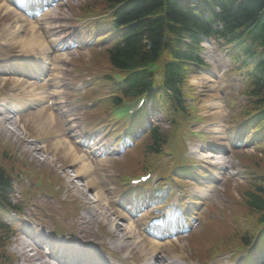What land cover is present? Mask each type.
I'll return each instance as SVG.
<instances>
[{"label": "trees", "instance_id": "trees-1", "mask_svg": "<svg viewBox=\"0 0 264 264\" xmlns=\"http://www.w3.org/2000/svg\"><path fill=\"white\" fill-rule=\"evenodd\" d=\"M103 2L110 6L108 8L119 6L114 11L117 21L130 26L123 45L115 49L117 54L112 62L123 69L132 70L129 85L134 91L139 89L142 92L149 85L152 72L146 67L156 62L162 51L169 52L172 58L163 67L164 84L177 88L184 69L190 64L201 63L194 47L197 36L212 35L235 45L254 66L251 77L254 87L250 93L255 98L256 110L264 114V0H203V8L210 12L212 19L196 15L182 0ZM215 7L218 12L212 9ZM216 22L220 30L213 29ZM185 36L191 39V43H183ZM175 98L165 107L172 105V111L182 114L185 109L179 91L175 93ZM162 141V136L156 135L152 147L155 149ZM2 176L0 170V180ZM247 202L250 210L264 208V179L254 184V189L247 194Z\"/></svg>", "mask_w": 264, "mask_h": 264}, {"label": "rangeland", "instance_id": "rangeland-1", "mask_svg": "<svg viewBox=\"0 0 264 264\" xmlns=\"http://www.w3.org/2000/svg\"><path fill=\"white\" fill-rule=\"evenodd\" d=\"M86 0L83 1V3L85 2ZM100 1V0H99ZM7 6L9 7L8 3H6L5 1H2L0 0V5H4V6ZM70 9H74V7L70 8ZM4 9H0V12L1 13H4ZM68 11L65 10V12ZM70 12V10L68 11ZM67 12V13H68ZM68 17H71V14L68 13ZM12 22V19L9 20V21H0V26H4L6 23L8 22ZM5 28H9L8 26H4ZM31 29L30 25L28 26V30L27 32ZM19 34L20 32H18L16 34V38L15 40H17V38H19ZM29 37V34H23V38H28ZM215 75H217V73H215ZM205 76H203L204 78ZM5 79V77H1L0 76V84L2 83V81ZM219 79L220 77H215L213 76L212 78H210L209 80L207 81H203L201 79H192L190 84H189V87H188V90L186 89V93H193L194 92H198L195 96H199L201 93H202V90L204 91V94L207 93V89H206V85L210 86V87H214L216 85L219 84ZM10 79H7L6 81H8ZM212 80V81H211ZM224 92V91H223ZM223 92H221L219 94V96L217 97L218 99H220L223 95ZM232 96L234 98H237L238 97V94H232ZM188 98H190V95H188ZM187 98V99H188ZM203 111L201 112V114H207V113H210V112H213V113H220V114H224V110L223 108H219L218 110L216 111H206V107L204 109H202ZM199 111V110H198ZM223 117V116H222ZM221 121H222V118H221ZM220 121V122H221ZM158 123H160V126H162V129L163 130H168L170 131L171 129V122H168V120H161L159 121L158 120ZM123 127V123L122 122H119L115 125V131H117L118 129H121ZM197 128L199 129L200 128V125L197 126ZM191 129V127L189 128ZM188 129V130H189ZM192 129H196L195 128V124L192 126ZM206 129V127H205ZM55 130H60V127L59 126H56ZM226 130H219V133H217L215 136H218L220 135L222 137V142L224 143V141H227L228 143H230L232 141V136L230 133H227L225 132ZM119 131H117L116 134H118ZM206 134H209L208 132H206ZM51 135V134H50ZM211 135V134H210ZM210 143L214 142L216 139L215 138H210L209 139ZM2 141L5 143V144H8L12 151L15 149L14 148V144L12 141L10 140H7L6 137L3 136V134L0 133V142L2 144ZM188 146H192L193 150L195 152H198V149L196 148L198 146V144L196 143H193V142H186ZM27 147H29V145H27ZM254 149V148H253ZM214 150H217V149H214ZM252 150H247L248 153H251ZM62 157H64V155H61ZM47 157L48 159L51 161V162H47V161H44V162H41V161H37L36 164L37 165H41L42 167H50L53 169V171L57 172V174H59V178H60V182H62L64 185H63V196H65V202L68 203V199H74L77 203H78V206L83 202L85 201V194H88L89 197H92L94 198V194L91 192H86L84 191V186L82 184L79 183V178H75L74 177V174L75 172H73V169L76 170L78 169V167H76L75 163L72 164V162L70 160H66V164L64 166V164L61 162L62 160L60 159L59 156H52V155H48L47 154ZM29 160H31V157L28 156L27 157ZM240 161L242 163H244L248 169L250 170L251 174L252 175H255V174H259V175H264V158H259L257 156H254V154H248L247 156H244V157H239ZM67 159V158H66ZM229 159V157L227 158H224V157H221L219 159H212V161L214 162H217V161H225ZM103 162L105 163L104 167H106V169L104 168V173L103 175L106 177L109 173V170L107 169L109 167V162L107 161H104ZM0 164L3 165L5 168H8L10 167L9 163L7 162L6 160V157L4 155V152L2 151L1 149V146H0ZM34 164V163H32ZM79 164V163H78ZM112 164V163H111ZM230 164L232 166H235L237 165L236 163V160H233L230 162ZM35 165V164H34ZM71 171V172H70ZM76 175V174H75ZM125 177L124 175L122 176V178ZM122 178L121 177H118L117 178V183L118 185H121L122 184ZM248 183L243 185L242 186V189L240 191H238L237 189H232L231 190V194L234 196V198L236 199H242L241 197V193H244L245 191V188L247 187ZM108 187V186H107ZM29 188V187H27ZM22 189V188H21ZM21 189H20V193H19V190H18V185H17V189H15V193L17 195L16 199L19 200L22 196H21ZM249 189V187H247V190ZM34 202L36 204V206H38L41 211L45 214H43V216H46L49 218V215L50 213H53L57 216V218L59 219L62 215L64 216L65 214H69V213H66L64 212V209H63V203H60V204H57L56 201H54V199H52L51 197L49 196H45V199H43L41 202H37V197L34 199ZM219 205V204H218ZM64 212V213H63ZM68 212V211H67ZM84 215V211H81L78 215V217H82ZM242 215L244 217V219H246V214L244 215V213L242 212ZM62 216V218H63ZM67 220H69V223H71L70 225H75V222H74V219L72 220L71 218H67ZM223 227V226H222ZM221 236H216L215 240L212 241V243L216 242L218 239H220ZM13 248V247H12ZM260 264V263H259Z\"/></svg>", "mask_w": 264, "mask_h": 264}, {"label": "bare ground", "instance_id": "bare-ground-1", "mask_svg": "<svg viewBox=\"0 0 264 264\" xmlns=\"http://www.w3.org/2000/svg\"><path fill=\"white\" fill-rule=\"evenodd\" d=\"M184 1L183 4L187 7L190 8V1L189 0H182ZM21 26L20 25H15L13 26L12 29V33H15L16 31L20 30ZM21 44L26 45V46H22V48L24 49H28L29 46H32V48L34 47H40L41 42H38L37 38L35 36H31L29 38V40L27 42H21ZM41 48V47H40ZM42 57H43V53ZM17 69H19L20 71H24V68L22 66H16ZM15 84L19 87V90L21 89H27L28 91H31L32 89L30 88L31 86L29 84H27L26 82H15ZM15 96H11L8 100V102H5V104L7 106H12L14 109H16L17 107H19L14 100ZM30 101L29 100H21L19 98V103H22L24 105L28 104ZM20 110V108L18 109ZM0 127H3V124L8 122V117L4 116L3 112L0 111ZM46 121V120H45ZM45 121H42L39 123L40 124H44ZM47 122V121H46ZM57 148H61V154L62 155H71L74 159H76V152L72 147H67V145L63 144L61 141H59L58 143H56ZM59 148V149H60ZM79 162L80 164H82L79 169L76 172V176L75 177H80V176H84V178L88 181L89 179H91V181L87 182V185L85 184V186L87 187V189L89 187H93V190H97V184L98 182L95 180V178H90L93 177L92 175V168H90L88 166V163L86 162L85 158L83 156H79ZM204 157H211V155L209 156H204ZM76 159V160H77ZM103 192L99 191L96 194V199L94 201H92L91 203H96L93 205L91 211L89 212V214H93L96 215L97 218H101L103 221H107L110 223V225L113 227V232H121L122 236L120 238H116L114 243H111L112 247H114L117 250H126V251H135L138 250L141 252L142 254V260H144V264H151L152 262H157V263H161L163 262L164 258H168L167 263L168 264H183L180 263L179 260H184L185 256L184 255H178V256H174L172 258L167 257L166 255H160V253L162 252L161 250V244L160 243H154L149 239L144 240L143 238H139L137 241L135 240L138 237V232H136L133 227L131 225H126L123 228L118 227V225L115 223V219L119 218V213H117L116 211H110L109 213L107 212L106 209H108L107 205V201L102 197ZM106 208H104V207ZM97 208L100 210L98 212ZM129 210H133L130 209ZM150 231H154V230H149ZM95 245H97L96 243H93ZM102 248L104 250H107L108 247L105 244H101ZM165 252V251H164ZM51 256H55V254H50Z\"/></svg>", "mask_w": 264, "mask_h": 264}]
</instances>
